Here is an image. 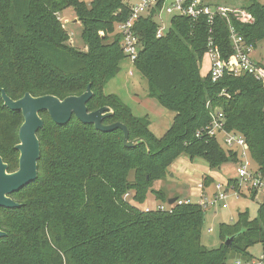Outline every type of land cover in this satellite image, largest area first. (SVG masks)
Returning <instances> with one entry per match:
<instances>
[{"label": "trees", "instance_id": "16d2710c", "mask_svg": "<svg viewBox=\"0 0 264 264\" xmlns=\"http://www.w3.org/2000/svg\"><path fill=\"white\" fill-rule=\"evenodd\" d=\"M123 1L0 0V89L14 100L26 92L63 99L90 86L88 110L110 107L113 115L104 124L122 122L130 140L146 142L125 147L119 128L99 131L74 115L60 125L40 113L37 178L10 194L20 206L0 207L5 232L0 264H226L253 258L249 248L255 244L264 252V203L253 218L246 210L237 213L235 223H220L221 242L208 248L200 242L204 207L178 204V197L168 204L170 197L152 188L181 154L203 159L212 170L239 161L237 151L208 135L215 110L222 113L226 131L245 138L251 161L264 173L262 82L248 73L224 72L212 80L209 72H200L209 38L223 59L233 54L223 17L215 16L209 25L204 17H173L161 37L150 17L140 19L134 26L141 42L134 64L148 82V96L173 113L170 126L156 137L147 117L134 115L117 95L103 91L125 57L114 27L130 14ZM66 8L80 23L83 50L69 43L60 20ZM244 9L253 21L230 17V24L255 48L264 43V4L248 0ZM22 119L21 112L3 106L0 94V157L8 171L18 165L14 146ZM203 183L208 192L212 177L205 175ZM150 193L169 208L139 207Z\"/></svg>", "mask_w": 264, "mask_h": 264}, {"label": "rangeland", "instance_id": "374dc122", "mask_svg": "<svg viewBox=\"0 0 264 264\" xmlns=\"http://www.w3.org/2000/svg\"><path fill=\"white\" fill-rule=\"evenodd\" d=\"M82 1V0H81ZM88 4L91 0H83ZM126 2H132L133 0H124ZM211 6H222L230 9L244 8L248 0H205ZM261 4H264V0H258ZM164 22L159 24L160 27H164L166 31L170 28L171 17L163 15ZM61 23L69 33V43L75 45L77 48L83 50L85 48L81 32L82 28L80 23L76 20V15L71 8H66L60 12ZM264 43L258 42L256 47L251 51L250 55L253 61L258 63H264ZM209 70V61L207 57H204L200 72L207 74ZM148 82L137 70L134 61L123 57L119 62V70L115 73V76L107 81L103 91L106 94L117 95L123 104L127 106L131 113L139 117H147L151 122L152 127H155L156 135L162 136L166 129L172 123V112L166 109H161L160 105H157L156 101L148 96ZM155 104V105H154ZM162 113L158 112L160 109ZM160 110V111H161ZM218 142L221 147L225 149L223 145L222 136H218ZM252 168H255L251 161ZM221 169H210L207 167L206 162L197 158L196 160H190L184 154L175 158L168 167V172L165 178L154 181L152 188L155 190H162L165 196L178 197V199H188L192 203H198L201 201L199 198L200 191L198 188L199 182L203 183L204 176L213 172L212 185L209 187V191L203 190V195L209 197L214 191L217 184L222 185L223 189L227 186L234 185L240 187V182L236 179V163L228 162L221 166ZM207 170V172H206ZM216 174V175H215ZM229 178L233 179L232 183H229ZM205 184V183H203ZM246 186H241V192L238 197H235L230 190L226 196L227 208L223 209L218 204L214 207H205L204 215L205 220L201 227L200 242L205 247L215 248L220 242V235L218 227L220 223L233 224L236 222L237 213L246 211L251 218L255 217L259 204L264 203V189L255 191L252 189L245 190ZM252 191H255L254 199L250 198ZM243 193V194H242ZM254 194V193H253ZM127 200L132 202L130 196L127 195ZM146 202L139 205V207H151L157 206L156 196L152 193L146 197ZM166 205V204H164ZM262 250V247L258 244L249 248V252L252 255H258Z\"/></svg>", "mask_w": 264, "mask_h": 264}, {"label": "built area", "instance_id": "2783aa9c", "mask_svg": "<svg viewBox=\"0 0 264 264\" xmlns=\"http://www.w3.org/2000/svg\"><path fill=\"white\" fill-rule=\"evenodd\" d=\"M127 6L130 14L124 21L118 22L114 25L115 32L121 37L120 43L123 54L130 61H135L136 56L141 48L138 34L135 30V24L140 19L150 17L155 25L158 26L156 36L161 37L166 33L164 27L159 24L164 22L163 15L171 17H188L192 21L201 17L206 19L209 25L213 22L215 16L223 17L228 24L229 40H231L233 54L231 57L223 59L219 55L218 47L209 38L208 49L204 56L208 58L209 70L212 80H216L222 76L224 72L232 73L236 76L243 73L252 74L256 80H260L264 86V67L256 64L251 58V51L254 49L252 45L247 44L242 35L240 36L230 24V17L235 18L238 22L251 23L253 21L252 15L244 8L230 9L222 6H211L205 0H133L132 2L123 1ZM211 123L207 127L208 135L222 136L223 145L228 149L238 152L239 161L236 163V179L240 182V187L229 185L223 189L222 185L217 184L214 191L208 196L203 195V183L199 182L198 188L200 191L199 202L204 208L214 207L219 205L221 208H227L225 202L226 196L230 190L235 197H238L241 186H246L245 190L252 189L255 191L264 189V173L258 171L257 168H252L249 150L247 143L242 135L233 131H226L224 129V119L222 113L215 110L211 116ZM243 194V193H242ZM190 202L188 199H178L177 203ZM158 209H167L168 205H157ZM147 211V207L144 208ZM226 264H264V252H260L253 258L243 260L240 258H233Z\"/></svg>", "mask_w": 264, "mask_h": 264}, {"label": "water", "instance_id": "95a60500", "mask_svg": "<svg viewBox=\"0 0 264 264\" xmlns=\"http://www.w3.org/2000/svg\"><path fill=\"white\" fill-rule=\"evenodd\" d=\"M3 106L8 109L19 111L22 114V123L18 131V143L14 149L18 152V165L16 170L8 171V165L0 157V207L8 209L18 207L10 196L15 191L23 189L24 186L36 180L37 162L40 152V140L37 133L43 126L40 113L45 112L52 122L64 125L71 116H75L81 123L93 125L99 131H114L119 128L123 132V145L133 147L140 142H146L142 138L130 140L128 138L127 127L122 122L104 124L103 119L113 115V111L108 106H100L99 109L90 111L86 107L87 101L92 97L90 86H87L84 93L80 95H68L60 99L55 95H37V97L26 92L20 99H12L0 89ZM176 197L168 198V204H173ZM5 236V232L0 229V237ZM232 236L224 241L229 245Z\"/></svg>", "mask_w": 264, "mask_h": 264}, {"label": "crops", "instance_id": "0c3cea01", "mask_svg": "<svg viewBox=\"0 0 264 264\" xmlns=\"http://www.w3.org/2000/svg\"><path fill=\"white\" fill-rule=\"evenodd\" d=\"M157 103V102H156ZM155 105V104H154ZM158 105V104H157ZM160 109V108H159ZM161 109H165V108H161ZM160 109V110H161ZM158 111L159 113L161 112L162 113V110L161 111ZM167 110V109H166ZM172 118H173V114H172V117H171V121H172ZM149 128H150V130L152 131V133L156 136V137H160L159 135H156V133H155V130H156V128L155 127H152V125H151V122H150V125H149ZM196 160V159H195ZM207 164V163H206ZM207 167H208V165H207ZM209 168V167H208ZM217 169H221V167H218ZM206 172H207V170H206ZM206 175H208V176H210V177H212L213 178V172H211L210 174H206ZM216 175V174H215ZM168 197H170V196H168Z\"/></svg>", "mask_w": 264, "mask_h": 264}]
</instances>
